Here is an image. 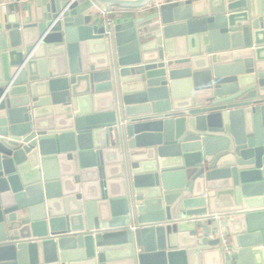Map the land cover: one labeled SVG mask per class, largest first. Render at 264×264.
<instances>
[{"label":"water","instance_id":"95a60500","mask_svg":"<svg viewBox=\"0 0 264 264\" xmlns=\"http://www.w3.org/2000/svg\"><path fill=\"white\" fill-rule=\"evenodd\" d=\"M150 2L0 18V264H264V0Z\"/></svg>","mask_w":264,"mask_h":264},{"label":"crops","instance_id":"0c3cea01","mask_svg":"<svg viewBox=\"0 0 264 264\" xmlns=\"http://www.w3.org/2000/svg\"><path fill=\"white\" fill-rule=\"evenodd\" d=\"M86 4H91L89 1ZM41 7V0H0V18L2 19V24H4V19L6 17H14L15 15L21 14L29 9H36ZM83 7V6H82ZM80 9L78 12L80 13L83 11ZM121 18L123 19H133V20H140L147 17L150 13L145 10L141 11H123L121 12ZM157 19H152L151 21H145L144 26L146 28H150L154 26Z\"/></svg>","mask_w":264,"mask_h":264},{"label":"built area","instance_id":"2783aa9c","mask_svg":"<svg viewBox=\"0 0 264 264\" xmlns=\"http://www.w3.org/2000/svg\"><path fill=\"white\" fill-rule=\"evenodd\" d=\"M179 0H151V2L147 6L148 11H155L158 10L161 6L177 2Z\"/></svg>","mask_w":264,"mask_h":264}]
</instances>
